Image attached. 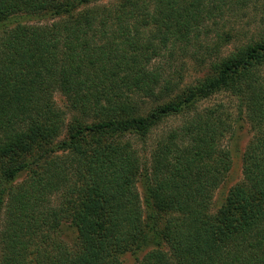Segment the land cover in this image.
I'll return each mask as SVG.
<instances>
[{
	"label": "trees",
	"instance_id": "16d2710c",
	"mask_svg": "<svg viewBox=\"0 0 264 264\" xmlns=\"http://www.w3.org/2000/svg\"><path fill=\"white\" fill-rule=\"evenodd\" d=\"M257 1L0 0V264H264V31L227 29Z\"/></svg>",
	"mask_w": 264,
	"mask_h": 264
},
{
	"label": "rangeland",
	"instance_id": "374dc122",
	"mask_svg": "<svg viewBox=\"0 0 264 264\" xmlns=\"http://www.w3.org/2000/svg\"><path fill=\"white\" fill-rule=\"evenodd\" d=\"M106 2V1H105ZM32 22L47 23L50 22L49 19H33ZM227 29L233 28L237 32H247L250 35L258 34L264 31V0H258L257 3H251L243 11H239L236 15L230 17V21H227ZM185 79L186 81H193L195 78L201 75V69L197 61L189 60L187 66L185 67ZM54 99L60 108L67 110V101L65 100L63 94L59 90L54 91ZM225 101L231 106L232 110H235L236 101L230 98L227 94H217L208 100L201 102V106H207L218 101ZM236 112V111H235ZM236 114V113H235ZM182 122L181 118L169 117L164 122H162L158 127H156L150 136L144 142L143 140H135L136 146L141 151H148L151 146L155 143V140L161 136L162 133L166 132L170 128L179 125ZM66 134V128L59 136V140L64 138ZM251 137L250 130L247 124H244L235 135L227 136L224 139V144L228 146L232 151V168L224 180V182L218 187L215 192L213 199V209L216 210L225 200L230 188L240 181L243 177V152L246 145ZM146 160L149 158H145ZM72 229L65 227L63 229V234L69 239L73 236ZM142 256L140 254H126L124 255V262L126 264H135L136 258Z\"/></svg>",
	"mask_w": 264,
	"mask_h": 264
}]
</instances>
